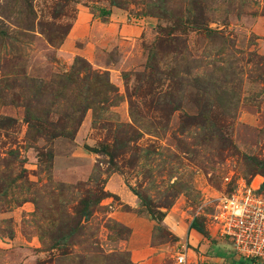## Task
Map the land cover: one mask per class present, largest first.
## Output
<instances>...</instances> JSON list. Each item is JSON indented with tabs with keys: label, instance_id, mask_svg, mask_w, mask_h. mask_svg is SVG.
Returning <instances> with one entry per match:
<instances>
[{
	"label": "rangeland",
	"instance_id": "1",
	"mask_svg": "<svg viewBox=\"0 0 264 264\" xmlns=\"http://www.w3.org/2000/svg\"><path fill=\"white\" fill-rule=\"evenodd\" d=\"M240 179H264V0H0V264H229L210 214Z\"/></svg>",
	"mask_w": 264,
	"mask_h": 264
},
{
	"label": "built area",
	"instance_id": "2",
	"mask_svg": "<svg viewBox=\"0 0 264 264\" xmlns=\"http://www.w3.org/2000/svg\"><path fill=\"white\" fill-rule=\"evenodd\" d=\"M260 179H240L215 200L210 218L215 234L226 238L234 253L242 258L264 264V189ZM186 255L180 252L174 264H185Z\"/></svg>",
	"mask_w": 264,
	"mask_h": 264
},
{
	"label": "crops",
	"instance_id": "3",
	"mask_svg": "<svg viewBox=\"0 0 264 264\" xmlns=\"http://www.w3.org/2000/svg\"><path fill=\"white\" fill-rule=\"evenodd\" d=\"M91 22H92V24H94V22H96V21L92 20ZM110 23L111 22H109L107 24H104V25H106V26L111 25ZM112 25L116 26L114 35L117 38H120L121 36L124 37L128 33L131 34L132 29H134V27H131V26H128V25L124 24V22L116 23V24L112 23ZM94 26L95 25L89 24V26H88V31L89 32L88 33H92ZM137 28H139V27H137ZM111 179H112V176L109 177L108 181L105 182V190H107L109 192H112L114 194L116 193V194H120V195L124 196L123 197V202L125 204L129 205V206H132V203L134 202V197L131 196L123 187L118 186L119 190H117V191L113 190L110 187ZM191 230H193V229H190V231ZM132 233L134 234L133 229H132ZM135 247H136V251H138L141 254V260L136 261L135 264L147 263L146 261L149 259V255L148 254H150L151 248L147 247L144 244H141L139 246H136V245L131 246V245L128 244V250L131 251V254L134 251L133 248H135Z\"/></svg>",
	"mask_w": 264,
	"mask_h": 264
},
{
	"label": "trees",
	"instance_id": "4",
	"mask_svg": "<svg viewBox=\"0 0 264 264\" xmlns=\"http://www.w3.org/2000/svg\"><path fill=\"white\" fill-rule=\"evenodd\" d=\"M100 13H106V12L101 11ZM247 182H248V180H247ZM259 189H264V179L260 180ZM95 204H97L96 201H95ZM189 225L191 228L195 229V231L199 232V230L194 226V223H192V221ZM78 231H79V228L77 226L74 228L68 229L65 233L61 234L58 239H56L54 242H52L51 245L49 244L47 246L48 249L64 248L66 246V242H65L66 239L67 238L69 239L70 236H72V237L76 236ZM251 263L252 262H250V260L238 256L234 260L231 259L229 264H251Z\"/></svg>",
	"mask_w": 264,
	"mask_h": 264
}]
</instances>
